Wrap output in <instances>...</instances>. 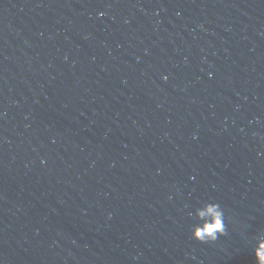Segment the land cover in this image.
<instances>
[{
	"label": "water",
	"instance_id": "95a60500",
	"mask_svg": "<svg viewBox=\"0 0 264 264\" xmlns=\"http://www.w3.org/2000/svg\"><path fill=\"white\" fill-rule=\"evenodd\" d=\"M260 240L264 0H0V264H258Z\"/></svg>",
	"mask_w": 264,
	"mask_h": 264
},
{
	"label": "clouds",
	"instance_id": "9594fccd",
	"mask_svg": "<svg viewBox=\"0 0 264 264\" xmlns=\"http://www.w3.org/2000/svg\"><path fill=\"white\" fill-rule=\"evenodd\" d=\"M194 214L201 221L192 227L191 234L194 239L201 242L215 241L219 235L225 234L224 211L219 203L204 202L195 209ZM255 256L258 264H264V240L258 242Z\"/></svg>",
	"mask_w": 264,
	"mask_h": 264
}]
</instances>
